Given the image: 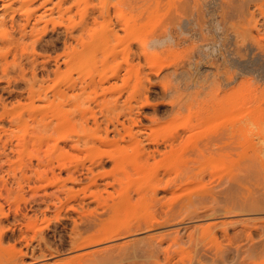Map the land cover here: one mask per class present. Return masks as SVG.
I'll use <instances>...</instances> for the list:
<instances>
[{
	"label": "rangeland",
	"instance_id": "rangeland-1",
	"mask_svg": "<svg viewBox=\"0 0 264 264\" xmlns=\"http://www.w3.org/2000/svg\"><path fill=\"white\" fill-rule=\"evenodd\" d=\"M179 1L0 0V51H7L9 46H14L13 50L10 48V52L0 53V138L3 141L12 140L14 144L21 141L22 145L14 152L0 147V264H17L22 252L23 263L19 264H85L79 259L66 261L69 256L81 252H74L68 241L72 228L70 216L73 213L67 216L66 212L61 211L58 216L56 206L47 208L42 199L46 192L55 190V181L51 178L53 184L47 185L51 182L50 178L40 181L35 173L49 167H54L59 172L64 164L67 165L66 168H73L76 163H79L77 166L81 165L80 162L89 164L91 160H99L100 156L106 158L111 153L119 157V162L108 160L103 168L96 166L95 172H106L109 179L112 178L110 175L117 172L125 181L144 180L145 175L134 170L139 163L142 167L144 164L140 149L134 147L133 141L126 134L125 141L119 143L122 148L118 145L117 148L115 143H103L100 139L107 137L104 131L106 126L113 129L112 121L119 119L126 125L130 124L129 107H134L132 112L140 120V127L133 125L134 134L158 139L163 151H166L162 145L163 140L172 136V149L158 154L155 160H149L150 167H153L163 183L182 169L184 171L192 167L199 172L194 177L184 176L186 179H183V188L180 187L174 193L176 196L180 192L184 195L180 193L179 198L192 193L195 198L199 190L209 187L213 177L215 184L221 183L217 184V190L219 186L223 191L228 190L232 185L229 177L232 171L238 169V165L242 166L251 160V165L247 162V167L258 168L259 159L253 161L254 151L259 153L264 162V110H261L264 108V13L251 5L255 4L254 0H235V6L231 2H227V5L225 0H201L199 3L203 2L202 6H198L200 4H197V0V3L195 0H186L190 2L189 5H183V1L181 0L182 4ZM220 2H224L225 7ZM238 5L245 8L237 7ZM253 11L256 16L251 14ZM249 18L253 22H248ZM218 23L223 24L220 27ZM10 24L15 27L12 28ZM22 25H25L24 31L20 30ZM242 27L243 35L240 32ZM244 28L248 30L244 31ZM168 30L174 32L171 46L169 44L167 48H160L161 50L146 47L150 35H163ZM144 47L148 51L146 54L141 52ZM43 61L46 67L42 66ZM151 68L160 71L155 75L151 73ZM114 72H118L119 76L113 77ZM166 85H172V95L159 94ZM147 88L150 91H146L150 105L142 106L145 101L143 92ZM55 91L66 92L67 95H63L58 101V97L57 100L53 99ZM30 92L34 93V97ZM29 93L33 99L29 97ZM45 95L54 101L51 99L48 102ZM171 100L172 114H169L165 109ZM57 102L61 104L58 103V111L54 107ZM51 103L54 105L51 106ZM243 115H248V118ZM153 116H157L160 121L153 124L149 119ZM59 117L62 123L59 122ZM238 118L243 125L238 131L241 132L239 139L247 143L242 144L240 141L241 144H235L231 148L214 149L213 145V148L203 149V143L207 139L217 136L218 131L224 129L223 122L224 126L229 127L227 125ZM51 120L53 129L46 131L44 124ZM118 127L121 133L125 132L121 124ZM109 133L108 138L112 140L121 136L113 131ZM250 140L251 144L255 142V145L252 144L254 151L249 145ZM146 141L143 145L152 149L154 145ZM48 149L54 150V153H48ZM252 170L247 174L255 175L256 172L253 170L252 174ZM66 171H62L63 178L68 174ZM124 171H129L130 175H125ZM244 171L242 173L246 174ZM243 176L241 178L245 179L247 175ZM249 177L250 175L246 178ZM98 179L103 180L101 177ZM251 179L255 184L249 182ZM251 179L248 184H251L249 186L253 188L254 195L248 196V202L235 189L233 191L238 193L240 199L236 193L233 192L232 196V191L227 192L240 206L243 203L245 207L247 203L251 206L264 201V197H261L264 196V186H259L264 185L261 184L264 181L261 179L258 184L256 180L254 182V176ZM212 184L215 186L214 182ZM214 186L213 189L216 190ZM254 187L261 188V195L255 196L260 189L255 193ZM34 191H37L36 194ZM223 191V196L216 191L219 193L220 204L227 203L226 198L230 201V196L225 197L226 191ZM163 196L164 192L161 191L160 198L165 200L171 197L169 194L165 198ZM175 198L172 194V200ZM238 199L242 200L241 203ZM147 207L136 203L121 212L115 222H134L139 217L149 215L153 212V207ZM191 210L193 209L188 208L181 212L187 215ZM238 212L235 216L219 212L218 216L215 215L217 218L213 215L201 219H191V215H188L182 223L174 221L154 231L111 240L91 248L126 243H130L132 247L137 239L141 240L151 233L180 230L178 236H182L184 240L182 239L181 246L172 245V264H264V251L256 252L259 250L253 246L255 240L257 243L263 241L264 234H260L263 228L259 227V233L253 234L251 240L238 230L245 223L264 220V210ZM111 215L107 214L106 217ZM253 216L257 219L254 217L253 220ZM251 217V221L247 219ZM231 218L241 220V224L236 222L227 226L229 234L234 236L233 241H229L220 227H217V241L214 244L210 240L211 235L202 230L215 220ZM236 230L237 234L234 232ZM12 234L17 239L21 236L25 238L14 241L10 239ZM190 234L194 236L193 241L188 238ZM139 242L135 246L143 245ZM49 250H59L60 253L50 256ZM161 258L160 263L164 264ZM32 261L34 263H30ZM138 261L143 264L146 259L134 257L115 262L100 260L91 264H138Z\"/></svg>",
	"mask_w": 264,
	"mask_h": 264
},
{
	"label": "bare ground",
	"instance_id": "bare-ground-1",
	"mask_svg": "<svg viewBox=\"0 0 264 264\" xmlns=\"http://www.w3.org/2000/svg\"><path fill=\"white\" fill-rule=\"evenodd\" d=\"M182 1H183L182 2L183 5H185L184 3H187L189 5V3H190V2H187L188 0L187 1L185 0L186 2L184 0H182ZM200 1L201 0H199V1L197 0V2H198L197 3L196 0H195V2L197 4H200L199 3ZM222 1H224V0H222ZM225 1L224 2L227 4V2L228 3L229 2L233 3L235 0H225ZM239 1H238V4H239ZM245 1H247V0H245ZM248 1H250V0H248ZM254 1H255V4H251V5H255L257 10L260 13L263 14L264 13V0H254ZM224 2L223 3L220 2V3H222L221 5L223 7H225V5H223ZM250 2H253V1H250ZM179 3H181V0L179 1ZM214 3H216V2L214 1ZM187 4H186V6H187ZM201 4L198 5V6H202ZM205 4H206V2L204 3V5ZM234 4L235 3H233V5ZM204 5H203V7H204ZM208 5H211V4H208ZM241 5H238L237 7H239V6L243 7ZM192 6H194V5H192ZM233 7H231V8H233ZM182 8H183V6H182ZM243 8H245V6ZM223 11H225V10H223ZM254 11L252 13L250 12L251 14H253V16H254V14L256 12V11L255 12ZM243 12H245V11H243ZM227 13H228V11H227ZM227 13H225V14H227ZM179 15H180V13H179ZM214 15H216V14H214ZM255 16H256V14H255ZM226 17L224 16V18H226ZM250 17H252V16H250ZM216 18H218V14H217ZM224 18H222V19H224ZM247 18H248V16H247ZM213 19L215 20V18L212 17V20ZM12 21L14 23V20H12ZM254 21H255V24H256V20H254ZM11 22H9V23H11ZM218 22H221V21H218ZM248 22H253V20L251 21V19H250V20H248ZM13 23H11V24H13ZM223 23H221V24H223ZM218 24H220V23H218ZM221 24H220V27L222 26ZM177 25H179V24H177ZM205 25H206V23H205ZM179 26H181V25H179ZM240 26H242V25H240ZM11 27L13 28L15 26L11 25ZM256 27H257V25H256ZM249 28H251V27H249ZM242 29H243V27L240 30H242ZM246 29L244 31H246ZM20 30L24 31L25 30V25L20 26ZM172 32L173 31L168 30V32L166 34H163V35H159V34L150 35V37L148 38V41H146L147 42V44H146L147 46L146 47L150 48V50L151 49L155 50V49L163 48L165 46L167 48V46L169 44L171 46L172 38H174L172 36ZM240 32H242L241 34L243 35V30L240 31ZM240 32H238V34ZM246 33L248 34L249 32L247 31ZM23 34H25V33H23ZM175 35H176V33H175ZM180 36H183V35H180ZM243 38H244V36H243ZM240 40H242V39H240ZM252 41H253V39H252ZM243 42H241V43H243ZM65 43H67V42H65ZM175 43L176 42H174V44ZM9 47L12 48L11 46H9ZM146 47H144L143 50H141L142 53H145V54L148 53V51L146 50ZM10 48L9 49L7 48V51L10 52V50H11ZM13 48H14V46H13ZM13 48H12V50H13ZM7 51H5V50L4 51H0V53L1 52L4 53V52H7ZM42 66L46 67L45 61H43V65ZM159 71H160V69L158 70L157 68H155V69L153 68L151 70V73L153 72L156 75V73H159ZM112 75H113V77L119 76L118 72L117 73L114 72V74H112ZM254 79H256V78L254 77ZM244 85H242V86H244ZM146 91H149V88H147L143 92L145 101L142 104V106L150 105L149 95H147ZM30 93L32 94L33 92H30ZM31 94H30L29 97L31 99H33L31 96L33 95V97H34V93L32 95ZM65 94H66V92L62 93L60 91H55V93L53 94V96H54L53 99H56V97H58V101H59V98H61ZM159 94L160 95L162 94L163 96L172 95V85L171 86L170 85L169 86L168 85L164 86L163 90L160 91ZM64 98H65V96H64ZM31 99H30V101H31ZM51 99H49V97L46 96V100H48V102H50L49 100H51ZM69 100L70 99L68 98V101ZM31 102H34V101L32 100ZM58 103L59 102L54 103V104L58 105V106L57 105L54 106V107H57L56 108L57 111L60 110V106H59L60 103L59 104ZM54 104L51 103V106H53ZM130 108L131 107H129L130 111H128V118H129L130 124L126 125L124 121L122 122L119 119H116V122L111 120L112 123H113V129L111 130L108 126H106L104 131H106L107 137H105V138L103 137V138H100V139H101V141L103 143H106V144L115 143L117 148H119V147L122 148L121 147L122 145L119 146V143H120V141H125V139H126L125 138V134H126L133 141L134 147H137V149H140V153H141V156H142V160L144 161V164H143V167H142L141 164L139 163L137 166H135L134 170H137L136 171L137 173L142 172L145 175L144 176V180H142L140 182H138V181L137 182L125 181L124 178H122L121 175L119 173H117V172H115L112 175H110L112 178L109 179V177H107L109 175L106 172H104V173H98L99 171L95 172L94 169H95L96 166L103 168L107 164L108 160L112 161V162H119V157L114 155V154H111V153H110V155L107 154L106 158H103V157L100 156L99 157L100 159L97 158L99 160H96V159L91 160L89 164L80 162L81 165L77 166V165H79V163H76V165H74L73 168H66L67 165L64 164V166H62L60 169L58 168L60 170V171L58 170L59 172H56L54 167H49L48 169H44L42 171L41 170L40 171L37 170V172L35 170L36 173L34 172L36 174L35 175L36 178L40 179V181H41V179L42 180L45 179V181H46V179H48V178H50L49 181H51V178L55 181L54 183H55L56 186H55V190L54 191L49 192V193L46 192L44 198L41 197L42 193H40V195H41L40 197L43 198L42 200H44V202H46L47 208L50 209L49 208L50 206H53V205L56 206L55 209L57 210L58 216H59L61 211L66 212L67 216H69L68 215L69 213H73V216H70L71 221H72V228H71V233L69 235V240L68 241L70 242L71 249L74 252L78 251V250L81 251V252L75 253V254H73V256H69L68 257L69 259L66 260V261H71V260H75V259L78 260L79 259L80 262L83 261V263H85V264H91L92 262H96V261H100V260H104V262L105 261H107V262H115V261H122V260H127V259L129 260V259H132L134 257H139V259L141 258V260H142V257H145L146 262L147 261L148 262L147 263L145 262L143 264H152L153 262H154L153 264H162V263H160V257H162L163 259L161 258V260H164V264H172V259H173L172 245L173 244H177V246H181V243H183V240H184L182 238V236L181 237L178 236V233L180 232V230H174V231L166 232V233H160V232L156 233V232H154V233H151V234L145 236L141 240L137 239V241H136L134 239L136 242L133 243L132 247L130 246V243L129 244L126 243L124 245H119V244L118 245H111V246L104 247V248H91V247H93L95 245H100L102 243H105V242H108V241H111V240H117L119 238L132 236V235L137 234V233H144V232H147V231H154V230H156L158 228H161L163 226L170 225V224H172V222L174 223V221L176 223L177 222L178 223H182L184 218H187L188 215H191V216H189L191 219L192 218L193 219L194 218L198 219L199 217L201 219L202 217H205V216L211 217V216L214 215V217H216V216H218L217 213H219V212L223 213V215L227 214L229 216H235L236 214H239L238 211H243L244 210V211H249V212H258V211H263L264 210V201H260V204H255V205H251V206L249 205V203H247L246 206L247 205H249V206L248 207H246V206L244 207L243 205H245V203H243L242 206H240L239 204H237L238 202L236 203L235 202L236 200L234 198H232V196H233L232 193L234 192L233 190L235 189V191L237 190V192L240 193V195L243 197V199H246L247 200L246 202H248L249 201V199H247L248 196L251 195V194L254 195V193H252V189L253 188L251 189L250 186H249L251 184H255V183H252L253 180L251 178H253V176H254V182L257 181L256 183H258V184H259V182H261V179L264 181V162L259 157V153L254 151V148H253L254 146L253 145H255V142L254 143L252 142V144H253L252 145L251 144V140H250V143H249V145L251 144L250 146H252V149L255 152L254 153L255 156L253 158V161H255V160L258 161L257 159H259V163H260V165L259 164L257 165L258 168H252L254 170V172H256L255 175L253 174V170L251 169V167L250 168L247 167L248 163H249V165H251L250 164L251 160H248L242 166L238 165V169H236V171H232V174L229 177V179H231L229 181L230 182L232 181L231 182L232 185L231 186L228 185L229 186V188H228L229 191L228 190H225L226 192L223 191L222 189H220V186H219V190H217L218 189V185L219 184L221 185V183H219V184L216 183L215 184V179L213 177V179L210 180L211 184L214 182V184H215V186L217 188L213 184L212 185L210 184V185H208L209 187H207L204 190H199V192H198V190H196L198 193L195 194V198H193L194 197L193 196L194 193H192V195L191 194L188 195V196L185 195V197H183V198L180 197L179 198L178 196L179 195L181 196L182 193L180 192L181 194L180 193H179V195L177 194L178 196H176L175 194L178 192V189L180 187L183 188V186H184L183 185V179H186L189 176H193L194 177L199 172L197 170H195V168L193 169L192 167L186 168V169H184V171L182 169L181 172L176 171L177 173L175 174V176H173V177L171 176V177L167 178V180L163 183V180L160 179L158 177V175H156V171L153 170V167H150L149 160L150 159L155 160L158 154H163L165 152L167 153V152H169L172 149V143L174 142V141L172 142V136H170L169 138H165V140H163L164 144H162V145H164L166 151H163L162 148H160L161 147V144H160L161 141H159L158 139L151 138L150 136H148V137H144L143 135H141L140 137L137 136L133 132V125L139 126V121L140 120H139V117L137 116L138 117L137 118L136 116H134V114H133L134 112H132L134 107H133V109L132 108L130 109ZM261 110L263 111L264 108L261 109ZM165 112H168L169 114H172V100L169 101L168 106L165 109ZM68 116H69V114H68ZM244 116H246V115H243V117ZM243 117H241V119H243ZM67 118L65 120H67ZM116 118H118V117H116ZM244 118H248V115H247V117H244ZM60 119L61 118L59 117V120ZM149 119L153 122V124H156L157 122L160 121V119L157 116L156 117H154V116L153 117H149ZM241 119L238 118L237 121L238 120L240 121ZM51 121H52V123H51ZM51 121L50 122L48 121L47 123L44 124V129L46 131L48 129L50 130V128L53 129V125H52L53 124V120H51ZM61 121H62V119L59 122L62 123ZM67 121H69V120H67ZM237 121H233L230 125H227L229 127L224 126L223 124H225V123L223 122L222 126L224 127V129H221V130L222 131L224 130V132L222 133V131L219 130L218 133H217V136L215 135V137H214L212 135L213 137H211V138L208 137L209 139H207L203 143L204 144L203 145V149L213 148L212 147L213 145L216 146V147L214 146V149L217 148V147L218 148H221V147H229V148H231L233 146L235 147L236 145L238 146V144H241L240 141L242 142V144H243V142L247 143V141L240 140L241 138L239 136V133H241V132H238V131L241 130V127L243 125H242V120L240 121L241 123L239 121H238L239 122L238 123ZM244 121L245 120L243 119V122ZM235 122L238 123V125ZM118 124L119 125L121 124V126H122V128L124 129L125 132L121 133V130L118 127ZM222 126H220V127L223 128ZM239 128H240V130H239ZM110 131H113L114 133L116 132V133L121 134V136L118 135V137H121V139H118V137H117V139L115 138L113 140L108 138V134H110L109 133ZM220 133H221L222 136H220ZM143 137L147 140V141L145 140L147 143H150V144L154 145L153 148L151 147L152 149H149L150 146H148V148H147L146 147L147 145L146 146L143 145L144 144L143 142H145ZM179 137H181L180 133H179ZM238 139H239V141H238ZM11 141L10 140L9 141H5V140L3 141V139L0 138V145H1L0 147H2L4 150L9 148L13 152L15 150H19L22 147V145H20L21 141H18L17 142L18 144H16V143L14 144ZM22 142L25 143L26 141H22ZM121 144H122V142H121ZM53 149H56V147H53ZM49 150L50 149L47 150L48 153H50V154L54 153V150L53 151L50 150L52 152H50ZM200 151H204V150H200ZM145 165H146V167H144ZM147 165H149V167H147ZM255 165H256V163H255ZM59 166H61V164ZM140 166H141V168H140ZM45 167H47V166H45ZM138 168H140V169H138ZM247 168H249V170L246 171ZM63 169H66L67 170L66 172H68V174L66 173L67 176L65 178H63L62 175H61ZM243 170H245L244 172H246V174L242 173ZM250 170H252L251 171L252 174H253L252 176L249 173L247 174V172H250ZM94 172H95V174H94ZM240 173H242L244 176L247 175L246 176L247 178L250 175L251 178L249 177V179H251V180L247 179L243 175L242 176L245 179H247V181L245 179L241 178L242 176L240 175ZM49 174H51V177H49ZM124 174L129 176L130 172L129 171H124ZM256 174H257V176H256ZM184 176H186V178H184ZM100 177L103 180H101V179L99 180L98 178H100ZM106 177H107V179H106ZM248 180H249V182L251 184H248L249 183ZM210 181H208V183ZM51 182H48L47 185L53 184V182L52 183ZM236 182H237V187H236ZM186 184H188V183H186ZM258 184H257V186H258ZM261 184H264V183L261 182ZM40 186L37 187V190L39 189ZM213 186L215 187L216 190L213 189ZM259 186L261 187V186H264V185H259ZM34 187L36 188V186H34ZM254 188L256 189L254 191L255 193H257V191L259 189L260 190L258 191V193L261 192V188H258V187H257L258 189L256 187H254ZM263 188H262V191H264ZM225 189H227V188H225ZM161 191L164 192V196H163L164 198H165V195L167 196L168 194H169V196L171 195V197L169 199H165V200L162 197L160 198L159 197V193ZM216 191L220 192V196H223V195H221L222 191L225 192L224 193V194H226L225 197L226 196L227 197L230 196V201H229V198H228V200L226 198L227 203L220 204L221 200L219 199V196H218L219 193H217ZM230 191H232L230 193V194H232V196L229 193H228L229 196L227 195V192H230ZM36 192L34 191L33 193L36 194ZM237 192H234V193H236L235 195L238 194ZM258 193L255 196L261 195L260 193L259 194ZM172 194H173V198L176 197L175 198L176 200L173 199L174 201L172 200ZM262 195H264V193H262ZM182 196H184V195L182 194ZM237 197H238V195H237ZM261 197L263 198L264 196H261ZM224 199L225 198H223V200ZM263 200H264V198H263ZM239 201L241 203L242 200H239ZM136 203H142L145 207L148 206L147 208H152L153 207L152 208L153 212L151 211L152 213H149V215L147 214L146 216L139 217L138 219H136V221L134 220V222L130 221V222L124 223V224H117V222H115V221L117 220L116 218L120 216L121 212H125L127 209H129L130 207H132ZM149 206H151V207H149ZM188 208H191L193 210L190 211L191 212L190 214L183 215L181 210H183V209L186 210ZM110 213L112 214L111 216H109L111 218L106 217V215L110 214ZM58 216L56 214V217H58ZM254 217L255 216H253V220L257 219L256 217L254 219ZM235 219L233 220L231 218L229 220H220V221H216L215 220V222L209 223L202 230H203V232L209 233L211 235V239L210 240H211V242L214 241V244H215V241H217L216 230H215V228H217V227H220V230L223 232V235L229 241H233L234 236H231L229 234L227 226L229 227V225L231 226V225H233L236 222L240 223L241 220L238 221V220H235ZM247 219L248 220H250V219L252 220V217L251 218H247ZM242 221H244V220L242 219ZM259 227L263 228V229H261V233H260V234L263 235L264 234V220H262L261 222H258V220H257V222L254 221L252 224L251 223H249V224L245 223V225L242 226V228L238 229V230H239V233H240V231L243 232L246 235V238L251 240L252 239V235L255 234L256 232H258V228ZM235 228H237V227H235ZM234 232H235V234H237V230L234 231ZM231 234H233V233H231ZM193 237H194L193 234L188 235V238L190 240H192V239L194 240ZM24 238L25 237L21 236V238L19 237V239H17L14 236V234H12L11 237H10V239H14V241L15 240L16 241L17 240L21 241ZM261 239L262 238H260V240ZM243 240H245V239H243ZM254 240H255V238H254ZM139 241H141L143 243V245L140 244L139 246H135L136 243L139 242ZM255 241H256V243L254 242L253 246L256 247L259 250V251H256V250L255 251L256 252L264 251V239H263V241H259L258 240L259 241L258 243H257V240H255ZM141 242H139V243H141ZM165 242H166V245H163V244H165ZM246 242H248V241H246ZM232 245H233V243H232ZM253 246L251 245V248ZM229 248H231V247H229ZM176 251H177V249H176ZM58 252H59V250H49L48 254L51 256V255L57 254ZM217 252H218V250H217ZM23 254L24 253L22 252L20 257L17 259V264L23 263V260H22V255ZM46 255L47 254H43V256H46ZM149 260H153V262L149 263L150 262ZM30 263H34V261H32ZM136 263L137 262H135V264ZM93 264H96V263H93ZM138 264H140L139 261H138Z\"/></svg>",
	"mask_w": 264,
	"mask_h": 264
}]
</instances>
